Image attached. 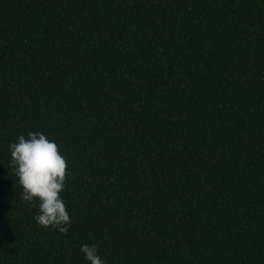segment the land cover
I'll return each mask as SVG.
<instances>
[{"label": "trees", "instance_id": "1", "mask_svg": "<svg viewBox=\"0 0 264 264\" xmlns=\"http://www.w3.org/2000/svg\"><path fill=\"white\" fill-rule=\"evenodd\" d=\"M67 158V233L9 143ZM264 264V0H0V264Z\"/></svg>", "mask_w": 264, "mask_h": 264}, {"label": "clouds", "instance_id": "2", "mask_svg": "<svg viewBox=\"0 0 264 264\" xmlns=\"http://www.w3.org/2000/svg\"><path fill=\"white\" fill-rule=\"evenodd\" d=\"M9 153L22 200L38 208L34 221L67 233L71 220L60 195L65 189L67 158L59 151L57 142L40 131H29L27 136L19 135L9 143ZM79 251L89 264H107L94 244L83 243Z\"/></svg>", "mask_w": 264, "mask_h": 264}]
</instances>
